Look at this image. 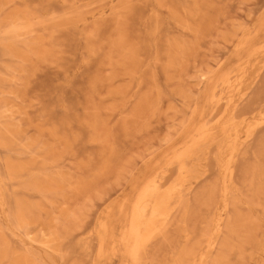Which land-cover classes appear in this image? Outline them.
<instances>
[{"label": "rangeland", "instance_id": "1", "mask_svg": "<svg viewBox=\"0 0 264 264\" xmlns=\"http://www.w3.org/2000/svg\"><path fill=\"white\" fill-rule=\"evenodd\" d=\"M263 101L264 0H0V264H136L164 168L139 264H264Z\"/></svg>", "mask_w": 264, "mask_h": 264}, {"label": "bare ground", "instance_id": "2", "mask_svg": "<svg viewBox=\"0 0 264 264\" xmlns=\"http://www.w3.org/2000/svg\"><path fill=\"white\" fill-rule=\"evenodd\" d=\"M17 12V11H16ZM11 48V47H10ZM25 61V60H24ZM213 84V83H212ZM212 86V85H211ZM12 96V95H11ZM264 102V101H263ZM243 122V121H242ZM3 131V130H1ZM54 136V135H53ZM249 137V136H248ZM4 138V137H3ZM32 141V140H31ZM31 143V142H30ZM28 145V144H27ZM30 147V146H29ZM202 148V147H201ZM197 151V150H196ZM186 153V151H185ZM185 153H182V154H179L174 160L170 161L167 166L169 167H172L170 165L172 164H176L177 167H178V171L180 173H182V171H184V167H185V160L187 159L188 160V157L190 156H187L185 155ZM201 153V152H200ZM63 154V153H62ZM202 155V154H201ZM215 157V156H214ZM216 158V157H215ZM191 159V157H190ZM200 158H198L199 160ZM226 160V159H225ZM197 161V160H196ZM195 162V161H194ZM223 163V162H222ZM53 164V163H52ZM174 166V165H173ZM193 166V165H192ZM191 166V167H192ZM148 168V167H147ZM146 168V169H147ZM225 168V167H223ZM190 169V168H189ZM21 171V170H20ZM148 171V170H147ZM167 168H164V169H161L159 170L148 182L147 184L144 186V188L140 191V193L138 194L133 206H132V211L131 214H130V218H129V228H128V234L130 236V239L132 240L133 242V245L131 247V250H130V256L133 260L134 263L136 264H139L142 260H141V257L144 253V250H145V247H146V244L154 237V235L156 234V230H158L157 228V223L158 221L163 217V218H166L164 217V210H165V206L167 205L168 201L170 200V194H168L167 192L164 193V191L166 190H162L163 193H160V188L162 189L164 186H160L158 184V182L160 180L163 179V177H165L166 173L167 172ZM187 171V170H186ZM170 175V173H169ZM179 175H182V174H179ZM9 176V175H8ZM168 176V175H167ZM18 177V176H17ZM21 177V176H20ZM222 177V176H221ZM225 177V176H224ZM167 178V177H166ZM169 179V178H168ZM171 179V178H170ZM224 179V178H223ZM164 181V180H163ZM169 182V181H168ZM224 182V181H223ZM164 183V182H163ZM178 183V182H177ZM167 185V183H165ZM181 184V183H180ZM225 185V184H223ZM179 186V185H177ZM176 186V187H177ZM166 187V186H165ZM173 187V186H172ZM180 187V186H179ZM254 187V186H253ZM225 188V187H224ZM179 189V188H178ZM252 189V188H251ZM181 190V189H180ZM209 190V189H208ZM169 191V190H168ZM240 191V190H239ZM204 192V191H203ZM207 192V191H206ZM205 192V193H206ZM221 192V191H220ZM225 192V191H224ZM177 194V193H176ZM179 194V193H178ZM206 195V194H205ZM225 195V194H224ZM181 197V195H180ZM189 197V196H188ZM178 198V197H177ZM179 200V199H178ZM230 200V199H229ZM174 201V200H173ZM176 201V200H175ZM173 203V202H171ZM176 203V202H175ZM191 203V202H190ZM210 204V203H209ZM229 204V203H228ZM172 205V204H170ZM174 205V204H173ZM223 205V204H222ZM233 205V204H232ZM182 206V205H181ZM190 206V205H189ZM192 206V205H191ZM229 206V205H228ZM231 206V204H230ZM229 206V207H230ZM169 207V206H168ZM218 207V206H217ZM208 209V208H207ZM231 209V208H230ZM17 209H15L16 211ZM180 210V209H179ZM178 210V211H179ZM189 210V209H188ZM210 210H211V207H210ZM228 210V209H227ZM182 212V211H181ZM174 213V212H173ZM228 213V211H227ZM231 213V212H230ZM178 214V212H177ZM180 214V213H179ZM222 214V213H221ZM232 214V213H231ZM20 215V214H19ZM18 215V216H19ZM174 215V214H173ZM202 215V214H200ZM206 215V214H205ZM23 216V215H22ZM172 216V215H171ZM170 216V217H171ZM187 216V214H186ZM177 217V216H176ZM229 217V216H228ZM227 217V218H228ZM22 218V217H21ZM20 218V219H21ZM51 218V217H50ZM162 218V220H163ZM218 218V217H217ZM231 217H229V220H230ZM186 219V218H185ZM25 220V219H24ZM227 220V219H226ZM170 221V220H168ZM211 221V220H210ZM216 221V220H215ZM23 221H21L22 223ZM178 222V221H177ZM222 222V221H221ZM20 223V224H21ZM25 223V221L23 222ZM224 223V221H223ZM165 224V223H164ZM185 224V223H184ZM218 224V222H217ZM22 225V224H21ZM26 225V223H25ZM223 226V224H222ZM162 227V226H161ZM197 227V226H196ZM204 228V227H202ZM222 228V227H221ZM161 228H159L160 230ZM169 230V226L167 228ZM190 229V228H189ZM84 232V231H83ZM167 232V231H166ZM20 233V232H19ZM60 233V232H59ZM29 234V233H27ZM162 234V233H161ZM166 234V233H165ZM189 234V233H188ZM66 235V234H65ZM64 235V236H65ZM75 235V234H74ZM190 235V234H189ZM35 236V235H34ZM59 236V235H58ZM163 236V235H162ZM71 237V235H70ZM69 237V238H70ZM233 237V236H232ZM64 239H69L66 237H63ZM161 238V237H160ZM217 238V237H216ZM220 238V237H219ZM154 239V238H153ZM151 240V242L153 241H157V239L155 240ZM177 239V238H176ZM228 239V238H227ZM51 240V239H50ZM210 240V238H209ZM218 240V239H217ZM221 240V239H220ZM208 241V240H207ZM233 241V240H232ZM150 242V244H152ZM159 242H161L159 240ZM191 242V241H190ZM220 242H218L219 244ZM221 243H222V240H221ZM208 244V243H207ZM212 245V243H211ZM217 245V244H216ZM200 246V241L199 240H194L193 242H191L189 245H188V248L189 250H196L198 247ZM202 246V244H201ZM207 246V245H206ZM214 246V245H213ZM149 247H151V245H149ZM220 246L218 245V248ZM148 248V247H147ZM217 248V249H218ZM150 249V248H149ZM172 249V248H171ZM186 249V250H187ZM211 249V248H210ZM146 251V250H145ZM213 251V250H212ZM172 252V251H171ZM219 252V251H218ZM224 252V251H223ZM222 252V253H223ZM174 253V252H173ZM212 254V253H211ZM149 257L151 254H148ZM147 255V256H148ZM167 255H171L169 253H167ZM17 256V255H16ZM172 256V255H171ZM211 256V255H210ZM177 258V257H176ZM144 259V258H143ZM146 259V258H145ZM144 259V260H145ZM211 259V257H210ZM148 258H147V261L148 262ZM213 260V259H212ZM177 261V260H176ZM142 263V262H141ZM151 263V262H150ZM145 264V263H144ZM147 264V263H146Z\"/></svg>", "mask_w": 264, "mask_h": 264}]
</instances>
